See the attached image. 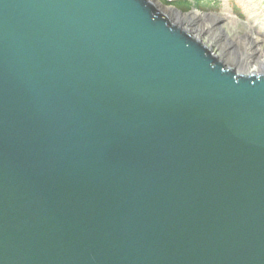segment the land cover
<instances>
[{"label": "water", "instance_id": "obj_1", "mask_svg": "<svg viewBox=\"0 0 264 264\" xmlns=\"http://www.w3.org/2000/svg\"><path fill=\"white\" fill-rule=\"evenodd\" d=\"M0 264H264V76L148 0H0Z\"/></svg>", "mask_w": 264, "mask_h": 264}, {"label": "bare ground", "instance_id": "obj_2", "mask_svg": "<svg viewBox=\"0 0 264 264\" xmlns=\"http://www.w3.org/2000/svg\"><path fill=\"white\" fill-rule=\"evenodd\" d=\"M148 1L166 17L172 26L180 29L200 44H203L205 37L209 38L208 42L203 45L210 52L213 51L214 45L218 46L221 55L213 52V57L217 62L234 71L237 75L264 76V56L259 48L261 42L259 36L246 35V39L223 42L221 39L225 35L218 19L206 16V20H209L211 26L214 27L213 29L206 28L204 26L205 20L200 18L196 12L182 15L173 8L165 7L158 0Z\"/></svg>", "mask_w": 264, "mask_h": 264}, {"label": "rangeland", "instance_id": "obj_3", "mask_svg": "<svg viewBox=\"0 0 264 264\" xmlns=\"http://www.w3.org/2000/svg\"><path fill=\"white\" fill-rule=\"evenodd\" d=\"M167 8H173L182 15L196 12L205 20L206 28L211 26L207 17L219 20L224 31L221 41L246 39V35H257L261 38L259 48L264 56V0H158ZM170 1V2H169ZM186 9V10H184ZM207 37L203 44L208 42ZM246 46V45H245ZM214 45L213 52L221 55L219 47ZM210 51V50H209ZM220 52V53H219Z\"/></svg>", "mask_w": 264, "mask_h": 264}, {"label": "trees", "instance_id": "obj_4", "mask_svg": "<svg viewBox=\"0 0 264 264\" xmlns=\"http://www.w3.org/2000/svg\"><path fill=\"white\" fill-rule=\"evenodd\" d=\"M184 10H186V9H184Z\"/></svg>", "mask_w": 264, "mask_h": 264}]
</instances>
